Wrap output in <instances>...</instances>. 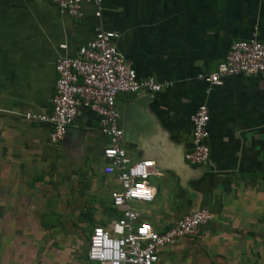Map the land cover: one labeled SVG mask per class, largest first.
Listing matches in <instances>:
<instances>
[{"label": "crops", "instance_id": "0c3cea01", "mask_svg": "<svg viewBox=\"0 0 264 264\" xmlns=\"http://www.w3.org/2000/svg\"><path fill=\"white\" fill-rule=\"evenodd\" d=\"M95 11L86 3L76 20L49 0H0V264H98L87 258L90 232L71 224L72 208L94 198V226L119 216L109 197L119 183L103 172L108 139L96 116L80 108L57 145L47 123L23 117L50 111L56 60L74 56L97 27L119 34L117 50L140 78L172 83L129 124L128 158L150 159L156 172L153 200L132 206L158 231L194 210L213 214L195 237L165 247L156 264H264V73L227 77L209 90L197 79L234 41L253 33L264 40V0H104L99 17ZM138 97L117 96L121 127L125 105ZM201 104L210 162L191 166L183 154ZM76 170L87 194L82 184L73 195L55 182Z\"/></svg>", "mask_w": 264, "mask_h": 264}, {"label": "built area", "instance_id": "2783aa9c", "mask_svg": "<svg viewBox=\"0 0 264 264\" xmlns=\"http://www.w3.org/2000/svg\"><path fill=\"white\" fill-rule=\"evenodd\" d=\"M104 0H49L59 11L81 20L83 5L96 7L100 16ZM119 34L101 27L95 29L91 40L79 46L74 56H60L55 62L54 93L48 113L26 112L29 122L47 123L50 126L48 140L57 145L75 121L80 108L96 116L99 132L108 139L102 154L106 161L103 172L114 174L119 188L110 191L111 207L119 212L109 227L94 226L88 237L87 258L98 264H156L160 252L180 238L195 237L200 228L213 219L206 209L184 214L173 226L156 230L149 222L141 220L140 211L132 204L150 203L155 194L149 179L156 174L150 159L131 162L127 156L120 114L117 108L119 94L153 97L172 86L171 82H159L152 77L140 78L133 65L118 52L116 40ZM61 49L65 45H60ZM264 73V40L253 33L245 40L234 41L224 58L208 73H199L211 87L223 84L227 77L258 75ZM207 90V92H208ZM209 111L201 104L190 116L191 140L183 159L191 166L210 162L208 144Z\"/></svg>", "mask_w": 264, "mask_h": 264}, {"label": "rangeland", "instance_id": "374dc122", "mask_svg": "<svg viewBox=\"0 0 264 264\" xmlns=\"http://www.w3.org/2000/svg\"><path fill=\"white\" fill-rule=\"evenodd\" d=\"M83 179L84 177H81L79 171L76 170L72 176H70L68 173L64 175H58L55 182L57 186L62 185V187L66 186V188L70 185L72 187L71 189H73V195L76 194V188H80L82 184L86 188L84 193L87 194L90 185L87 180L83 181ZM57 194L61 195L63 192H58ZM84 199V203L74 206L71 211V224L77 233L91 232V227H93L94 224L91 223L89 217L96 213L98 208L93 206L94 198L90 197Z\"/></svg>", "mask_w": 264, "mask_h": 264}, {"label": "water", "instance_id": "95a60500", "mask_svg": "<svg viewBox=\"0 0 264 264\" xmlns=\"http://www.w3.org/2000/svg\"><path fill=\"white\" fill-rule=\"evenodd\" d=\"M150 101V97L146 95H141L131 104H127L124 107V112L122 116V131H123V142L126 141V134L129 132V124L132 122V115L134 111L139 108L141 110L146 109L147 103ZM120 118V116H119Z\"/></svg>", "mask_w": 264, "mask_h": 264}]
</instances>
